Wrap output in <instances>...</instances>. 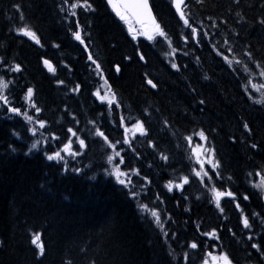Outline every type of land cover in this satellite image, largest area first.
<instances>
[{
  "label": "trees",
  "instance_id": "obj_1",
  "mask_svg": "<svg viewBox=\"0 0 264 264\" xmlns=\"http://www.w3.org/2000/svg\"><path fill=\"white\" fill-rule=\"evenodd\" d=\"M151 3L0 0V264H264V0Z\"/></svg>",
  "mask_w": 264,
  "mask_h": 264
},
{
  "label": "water",
  "instance_id": "obj_2",
  "mask_svg": "<svg viewBox=\"0 0 264 264\" xmlns=\"http://www.w3.org/2000/svg\"><path fill=\"white\" fill-rule=\"evenodd\" d=\"M120 2L139 24L144 22L156 23V17L149 0H120ZM184 3L185 0H173L174 9L179 15H183L182 6Z\"/></svg>",
  "mask_w": 264,
  "mask_h": 264
},
{
  "label": "rangeland",
  "instance_id": "obj_3",
  "mask_svg": "<svg viewBox=\"0 0 264 264\" xmlns=\"http://www.w3.org/2000/svg\"><path fill=\"white\" fill-rule=\"evenodd\" d=\"M142 30H143V34H145L146 36L149 35L150 38L156 37L158 34L161 33V30L159 27L152 26L149 24L146 25L145 27H142L140 31ZM103 100L110 102L111 98L108 96H105ZM200 138H201V141L197 143V145L195 146L197 155L201 157V159L208 160L209 162H213L214 160L213 150L207 147L203 136H200ZM71 149L72 148H70L69 151H71Z\"/></svg>",
  "mask_w": 264,
  "mask_h": 264
},
{
  "label": "bare ground",
  "instance_id": "obj_4",
  "mask_svg": "<svg viewBox=\"0 0 264 264\" xmlns=\"http://www.w3.org/2000/svg\"><path fill=\"white\" fill-rule=\"evenodd\" d=\"M103 80V79H102ZM101 82V81H100ZM103 82V81H102ZM146 82H147V84H148V86H150V87H152V88H155L156 87V85H155V83H154V81L151 79V78H149V77H147V80H146ZM105 83V82H104ZM99 96V95H98ZM99 98V97H98ZM101 99V98H100ZM68 148H69V146H68ZM68 148H66V149H68ZM70 149H68L66 152H67V154L68 153H74V154H78V152L77 151H75L73 148L71 149V151H69ZM63 151H64V149H63ZM65 153V152H64Z\"/></svg>",
  "mask_w": 264,
  "mask_h": 264
}]
</instances>
